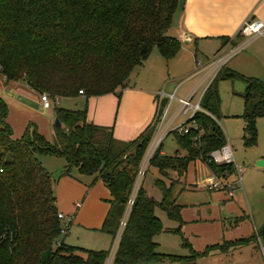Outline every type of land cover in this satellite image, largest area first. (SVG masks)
<instances>
[{"label":"trees","instance_id":"16d2710c","mask_svg":"<svg viewBox=\"0 0 264 264\" xmlns=\"http://www.w3.org/2000/svg\"><path fill=\"white\" fill-rule=\"evenodd\" d=\"M179 0H0V72L20 79L51 98L113 92L119 98L131 71L153 47L166 59L181 45L169 33ZM239 35V34H238ZM241 35V34H240ZM227 36L224 38L226 39ZM222 66L206 85L198 110L187 119L185 132L172 129L183 155L161 153L148 160L158 174L147 177L150 191L140 185L113 254L112 264H199L211 251L261 239L264 225L248 235L195 248L182 227V205L172 195L170 171L182 175L189 161L202 158L209 169L233 171L216 163L209 152L226 141L217 118L218 80L242 78V116L246 142H255L256 118L264 116V79ZM158 116L133 139L115 137L112 125L86 120V108L55 107L60 125L47 140L36 127L15 138L6 122L7 103L0 96V264H104L108 251L56 244L61 221L53 192L54 177L83 173L99 177L110 192L101 229L114 235L132 189L136 172ZM43 155L59 156L64 164L56 174L42 164ZM157 208L173 220L165 225ZM162 233H176L182 252L163 249ZM162 240V239H161Z\"/></svg>","mask_w":264,"mask_h":264},{"label":"crops","instance_id":"0c3cea01","mask_svg":"<svg viewBox=\"0 0 264 264\" xmlns=\"http://www.w3.org/2000/svg\"><path fill=\"white\" fill-rule=\"evenodd\" d=\"M245 18H257L264 21V0H179V5L173 14L169 33L177 37L176 31L179 25H181L183 29L192 34L190 42H181L178 52L169 59L164 58L158 49L153 47L143 63L131 71L128 84L122 89L119 98L113 92L90 96H85L83 93L76 94L82 97L80 101H84L86 105V120L103 125H112L113 133L119 139H133L148 123L154 121L157 110L156 93L162 89L166 93L172 92L176 97L171 100L167 98L168 96L163 98L166 100V107L163 110L165 112L163 113L161 122H157L152 136L154 139L156 136L162 137L164 134H168L171 128L178 124L174 123L175 119L182 115L177 112V97H182L183 95L178 96L176 94L181 83L196 77L184 96L191 94L193 100L198 99L212 75L208 67L210 59L216 55L219 49L228 45L226 39L232 38L233 41L237 40V37L240 36L237 33V29ZM226 36L227 38L224 39ZM240 52H242L240 54L242 57L237 61H233L232 59ZM202 55L207 60L204 63H200L198 67L195 63L203 59L200 58ZM224 66L240 72H243L244 68L250 66L249 72L264 74V35L251 40L242 50L234 54ZM141 76L146 78V80L143 82H139L138 80L132 82L130 80L131 77H136L137 79V77ZM165 86H168L166 91L164 89ZM199 86H201L199 93L194 97L196 92H198ZM0 96L5 99L8 108L10 104L14 107L15 115L19 121L15 135L13 127H10L13 137H21L25 129L33 123L30 121V118L35 115L36 108L42 106L40 92L31 88L23 80L6 79L0 72ZM173 100L177 101L176 107L167 116L168 108ZM65 107L70 108L68 105ZM51 114L53 115L54 112H51ZM33 124L37 129V124ZM44 124L45 130H39L38 132L47 140L52 141L55 135L54 122L51 124L50 118H47ZM160 144L161 142H159ZM161 153H163L162 150ZM48 156L54 155H44L41 157L40 160L43 165L47 161ZM63 164L64 162H61L56 170L50 172L56 174ZM187 167L181 176H186ZM208 171L211 172L210 169ZM155 174H158L156 167ZM65 177L68 180H72L70 178L79 179L84 184L80 188V191L83 193L82 200L75 201L76 205L78 203L77 208L83 204L82 202L92 203L94 201L92 190L95 185H101L109 196L107 200L108 210L111 195L99 177L93 178L92 175L83 173L57 176L58 180ZM195 185L199 184L196 183ZM101 191L103 194L104 190ZM228 196L232 198L234 191L232 195L228 194ZM227 202L219 203L221 206L215 212L210 209L205 210V205L199 203V205L191 208L192 212L190 216L184 212L186 206L179 203L182 205L181 216L183 220L189 222L183 225L182 230L190 237L195 248H201L202 245L207 243L220 242L223 239H235L246 236L252 230H255L250 224L247 230L238 231L241 229L242 223H244L245 215L241 214L239 210L233 213L234 211L225 209ZM56 206L58 211H61L65 216L67 215L68 211L64 206H60L59 204ZM195 220H203L204 222L196 223ZM71 221L72 217L70 218V223ZM111 239H113V235H111ZM260 243L263 244L262 242ZM217 254L220 256L223 252L214 250L208 255Z\"/></svg>","mask_w":264,"mask_h":264},{"label":"rangeland","instance_id":"374dc122","mask_svg":"<svg viewBox=\"0 0 264 264\" xmlns=\"http://www.w3.org/2000/svg\"><path fill=\"white\" fill-rule=\"evenodd\" d=\"M242 39L243 37L240 35L237 37V40L235 39L233 41L232 38H228L226 41L228 42V45L233 46L242 41ZM154 48L157 47L155 46ZM241 53L242 52H240L232 60H239L242 57L240 55ZM200 58L203 59H200L198 63H195L198 67L200 63H204L207 60L204 55L200 56ZM249 67L250 66L244 68L245 72L243 71L242 73L253 75L252 72H249V69H251ZM256 76L264 79V74H257ZM195 78L185 80L184 83H181L176 94H178V96H184V94L190 89V86L193 84ZM130 80L132 82L135 80L143 82L146 78H143L142 76L137 77V79L136 77H131ZM244 87L245 82L242 78L218 80L220 111L217 121L226 135L227 142L233 148V154L236 162L241 166V178L235 185L234 196L230 198L227 194V190L224 189L209 190L203 186L205 177L208 174H211V172L208 171L209 168L207 163L200 157H196L190 161L185 177L178 175L175 171H170V175L168 176L169 178L164 177V179H166L168 184L171 183V191L175 201L186 206L184 212L189 216L192 212L191 208L199 205V203L205 205V210L210 209L215 212L221 206L219 203L227 202L228 200L225 205V209L232 210L234 211L233 213L239 210L241 214L245 215L244 223H242L240 227L241 229L238 231L247 230L250 224L256 231L264 223V162L257 164L258 160H264V116H258L256 118L257 135L255 142H246L245 140H247V136L245 135L244 118L242 116L243 99L240 95V93L244 90ZM200 88L201 86H199L197 90L198 92H196L194 97L197 96ZM164 89L166 91L168 86H165ZM46 94L49 99L50 106L48 108H44L42 106L36 108L35 115L30 118V121L37 124V131L45 130L44 122L47 118H50L51 124L53 123L55 113L52 115L51 112H54L55 107L57 106L65 107L68 105L71 109H83L86 107L84 101H80L82 97L77 95L51 98L48 92H46ZM176 104L177 101L173 100L168 108L167 116L173 112ZM8 109V114L5 120L13 127L15 135L16 127L19 125V121L15 115L12 104H10ZM185 118L186 116H178L174 123H181L185 120ZM33 123L30 124L31 128L34 127ZM176 128L179 130L182 129L178 126H175L173 129ZM152 139L153 136L146 147L141 162L143 161L145 154L149 151ZM159 142H161L160 149L165 154L175 155L178 153L183 155L185 153V150H183L177 143L173 133L164 134L160 138ZM158 146L154 149L156 150ZM61 162H64V160L60 157L48 156L44 166L47 170L54 171L58 166H60ZM154 174L155 167L149 166L147 163L140 182H137V185H135L134 179L132 188L135 186L138 189L140 185H144L148 191H150L148 178L151 176L153 177ZM234 176L235 175H232V177ZM70 179L72 180H68L67 177H65L58 180L56 177L52 181L56 205L59 204L60 206H64V208L68 211L66 217H72L68 231L64 235V242L83 248L103 249L108 251L111 248L113 239H111L109 232L101 229V227L107 212V200L109 196L101 185H95L92 190L94 201L92 203L82 202L83 204L77 208L75 201L82 200L83 193L80 191V188H82L84 184L79 179ZM196 183L199 185H195ZM101 190H104L103 194ZM150 192L156 193L154 189ZM157 212L162 216L165 225H174L173 220L168 218L164 211L157 208ZM195 222L203 223L204 221L195 220ZM188 223L189 222L186 224ZM161 236L162 240L160 239V241L162 242L161 247H163V249L177 253L183 251V248L180 249V239L176 233H162ZM188 238L190 239V237ZM260 242L261 240L257 236L256 241H251L241 246H235V248L231 246L227 252H223L220 256L217 254L200 258L199 264H264V250L262 252Z\"/></svg>","mask_w":264,"mask_h":264},{"label":"built area","instance_id":"2783aa9c","mask_svg":"<svg viewBox=\"0 0 264 264\" xmlns=\"http://www.w3.org/2000/svg\"><path fill=\"white\" fill-rule=\"evenodd\" d=\"M237 33L241 34V36L243 37L242 41L238 42L237 44L230 46H224L221 49H219V51L216 53V55H214L208 64L209 69L211 70V77L208 81V83L211 81V79L214 77V75L216 74V72L225 65V63L236 53H238L240 50H242L251 40H253L254 38L264 35V21L261 19H257V18H245L239 28L237 29ZM207 83V85H208ZM79 93H83L82 89H79ZM202 94V92H201ZM168 96L167 98L169 100L175 98V94H173L172 92L166 93L164 92L162 89L158 90L156 93V103H157V110H156V115L155 118L158 116V111L159 108H161V101L162 99ZM200 97L201 95L198 97V99L193 100L191 94L190 95H186L183 97H177V101H178V109L177 112H179L180 114H182L183 116H186L185 120L181 123H178L176 125H174L171 129L175 128V126L182 128L181 130H179L178 128L177 131L182 133L185 132L188 128V125H192L193 121L185 123L187 119L191 118L194 113L198 110H204L199 101H200ZM40 99L42 102V106L43 107H49L50 106V102L49 99L47 97L46 92H42L40 94ZM165 107H166V103L163 106L162 109V113L160 114L159 120L158 122L162 120L163 117V113L165 111ZM160 136H156L154 137V139L151 141V146L149 148V151L145 154V157L140 165V168L138 169L137 172V176L135 179V185H137V182H140V179L144 173V170L146 168V164L150 158V156L152 155V152H154L153 150H155L154 148H156V146L159 145V140H160ZM209 157L216 163H229L230 165H232L233 171H229L228 169L223 170L222 172H218V173H214L211 171V174L205 177V181L203 183V186L206 187L207 189L210 190H218V189H224L227 190V193L229 195L233 194L235 185L237 184V182L240 181V169L241 166L236 162L235 158H234V154H233V148L231 147V145L226 141L222 146H220L219 148L213 149L209 152ZM232 175H235L234 177H232ZM137 188L134 186L131 191L130 194L127 198L126 201V205L124 208V211L118 221L115 233L113 235V240H112V245L111 248L109 249L108 255L105 259L104 264H112V258H113V254L114 251L116 249V245L118 243L119 237L121 235V232L124 228V225L126 223L127 217L129 215L130 212V208L131 205L133 203L135 194H136ZM78 205V203H77ZM57 217L60 219L61 224H60V229H59V233L56 239V244H60L64 238V235L67 233L68 231V227L70 224V218L66 217L61 211L57 212ZM260 248L263 252L264 250V244H260ZM264 257V255H263ZM264 261V259H263Z\"/></svg>","mask_w":264,"mask_h":264},{"label":"water","instance_id":"95a60500","mask_svg":"<svg viewBox=\"0 0 264 264\" xmlns=\"http://www.w3.org/2000/svg\"><path fill=\"white\" fill-rule=\"evenodd\" d=\"M176 33H177V38L179 39L180 42L188 43L192 39V34H190L185 29H183L181 25H179ZM53 122L56 125H60V120L58 119L57 115L54 116ZM262 162H264V160H258L257 164H261Z\"/></svg>","mask_w":264,"mask_h":264}]
</instances>
